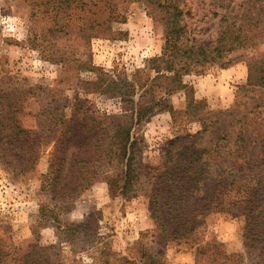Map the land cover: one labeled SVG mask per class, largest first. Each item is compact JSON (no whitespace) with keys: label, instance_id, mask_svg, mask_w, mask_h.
Returning <instances> with one entry per match:
<instances>
[{"label":"rangeland","instance_id":"rangeland-1","mask_svg":"<svg viewBox=\"0 0 264 264\" xmlns=\"http://www.w3.org/2000/svg\"><path fill=\"white\" fill-rule=\"evenodd\" d=\"M154 1L124 5L123 18L80 47L73 34L49 37L47 32L69 16L67 29L76 31L74 14H31L32 0H0V104L7 112L15 107L19 125L42 137L36 153L28 157L0 129V241L6 246L25 249L36 240L49 246L52 259L61 264H264V243L247 238L243 216L208 213L193 235L179 239L162 222V206L157 204V215L151 211L154 170L175 159V152L189 146L230 147L244 121L255 129L250 134L246 128L245 148L255 155L260 151L257 131H264V90L249 91L245 56H264V0H169L181 10L183 44L188 47L211 51L229 24L236 29L242 23L243 29L258 34L225 55L224 61L231 60L226 68L208 61L198 72L183 75L181 87L165 78L153 79L156 74L148 68L147 61L160 55L164 42V14L157 6L163 0ZM249 4L255 10L242 14ZM58 54L72 62L63 64ZM232 68L233 79L228 73ZM218 78L224 80L222 87ZM110 80L117 85L111 88ZM126 82L144 87L134 84L132 97ZM145 89L148 94L142 93ZM139 95H144L142 101L162 96L173 110H158L133 127L143 167L133 192L121 195L98 180L67 202L43 187L58 136L55 124L62 116H73L79 106L118 113ZM203 122L211 123L206 131ZM159 223H165V235Z\"/></svg>","mask_w":264,"mask_h":264},{"label":"trees","instance_id":"trees-1","mask_svg":"<svg viewBox=\"0 0 264 264\" xmlns=\"http://www.w3.org/2000/svg\"><path fill=\"white\" fill-rule=\"evenodd\" d=\"M32 1L31 14H74L76 31L71 27L67 29L72 22L69 16L65 24L50 27L47 32L49 37L63 31L64 35L73 34L77 39L75 44L84 47L89 39L108 31L112 21L123 18L124 5L139 0ZM147 2L156 4L154 0ZM157 6L164 14V42L160 55L149 59L147 64L156 74L153 79L171 80L176 87L182 86L183 75L198 72L197 69L208 61H216L221 68H226L231 60L224 61L225 55L249 43L251 36H258L251 28L245 26L243 29L242 23L236 29L229 24L220 32L217 45L211 51L203 47H188L183 44L184 27L180 22L181 10L177 3L163 0ZM254 10L255 5L249 4L242 14H250ZM242 19L247 21L248 17ZM38 39L45 40L41 36ZM260 55L254 52L245 56L249 91L252 88L264 90V56ZM58 56L59 59L67 57ZM62 61L69 64L72 58H63ZM134 84L139 89L144 87L141 82H128L127 95L135 94ZM116 85L115 81L110 80L111 88ZM3 92L0 89V99ZM171 92L169 90L168 93ZM142 93L148 94L149 89ZM142 96L139 95L136 102L128 99L131 105L118 113H99L90 107L84 109L79 106L73 116H62L55 124L58 136L54 140L48 170L43 176V187L53 192L54 197L67 202L98 180H104L110 189L121 195L133 192L143 171L140 147L132 137L133 127L158 110L166 108L170 113L173 110L162 96L145 101H142ZM85 102L83 100L81 105ZM15 112V107L7 112L0 104V129L3 134L7 133L11 146L18 153L25 152L32 157L42 137L33 130L22 128L14 116ZM210 124L203 122L202 130L206 131ZM247 126L246 121L240 125L230 147H185L175 152V159L154 170L157 174L151 189V211L157 215V204H160L166 216L162 222L169 223L177 231L179 239H188L195 233V225L201 217L216 212L243 216L247 238L255 242L262 239L264 243V131H257L259 143L263 145L255 155L251 153V148L246 149L244 145ZM248 130L250 134L255 131L253 127ZM158 226L165 235V223ZM49 249V246L41 245L36 240L25 249L8 247L0 241V264H61L52 259Z\"/></svg>","mask_w":264,"mask_h":264},{"label":"crops","instance_id":"crops-1","mask_svg":"<svg viewBox=\"0 0 264 264\" xmlns=\"http://www.w3.org/2000/svg\"><path fill=\"white\" fill-rule=\"evenodd\" d=\"M228 73L231 74V78H232V79L235 77V74H234V76H233V68L230 69V70L228 71ZM237 77H238V76H237ZM235 78H236V77H235ZM215 81H216V80H215ZM222 81H224V80L222 79ZM222 81H221V78H218V82H219L218 85L221 86V87L223 86V85H220V84H222ZM198 85H199V84H198ZM198 85H197V86L195 85V88H196V87H199ZM225 88H226V86H225Z\"/></svg>","mask_w":264,"mask_h":264}]
</instances>
